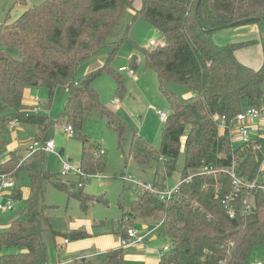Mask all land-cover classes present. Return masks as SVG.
<instances>
[{
	"label": "trees",
	"instance_id": "obj_1",
	"mask_svg": "<svg viewBox=\"0 0 264 264\" xmlns=\"http://www.w3.org/2000/svg\"><path fill=\"white\" fill-rule=\"evenodd\" d=\"M133 1L45 0L26 9L14 22L0 24V149L5 146L4 129L11 121L37 125L39 131L33 141L44 144L48 140L46 133L59 120L81 135L85 120L94 111L106 113L109 125L122 137L125 121L116 114L122 101L118 109H107L94 83L103 71H110L117 82V93L121 95L126 90L110 62L127 33L116 41L109 37L125 8H133ZM134 15L145 17L161 33L163 42L144 48V58L146 67L158 76L168 103L162 109L168 108L169 115L163 121L160 146L155 148L134 132L130 154L141 164L158 155L169 175L177 168L184 138L181 179L205 166L231 168L235 159L241 177L256 179L264 161V139L235 145L231 130L237 115L250 107L264 108V67L255 69L237 58L236 49L250 42L220 45L213 35L220 29L264 19V0H142V7ZM107 46L111 50L105 64L76 78L79 65ZM7 47L17 48L19 56L12 55ZM136 60L131 58L130 68L134 70ZM170 81L187 86L196 95L189 100L179 99L166 88ZM29 86L47 88L50 98L59 86L65 88L67 98L57 120L38 110L25 112L24 93ZM217 114L226 120L223 132L215 120ZM255 144L261 147L256 149ZM94 150L102 149H92L84 143L79 165L86 174L106 164L104 153L96 155ZM44 154V149H38L23 159L12 153L0 163V173L15 178L14 201L22 198L17 184L19 174H28L30 181L22 217L0 231V264H47V245L42 236L49 220L46 209L50 208L45 202L46 184L54 183L77 198L84 210L95 199L82 190L84 184L78 185V192H72L69 181L45 169ZM260 179L264 183V174ZM75 184L73 181L71 185ZM231 189V177L226 173L217 177L195 175L181 185L179 195L169 200L146 191L134 198L132 216L162 218L159 223L163 221L162 235L169 249L159 264H248L255 260L253 254L264 245V188L253 191L252 209L247 213L240 210L238 199L234 216L223 201ZM65 235L68 239L89 236L84 231ZM98 260L66 264H125L123 246L109 250Z\"/></svg>",
	"mask_w": 264,
	"mask_h": 264
},
{
	"label": "rangeland",
	"instance_id": "obj_2",
	"mask_svg": "<svg viewBox=\"0 0 264 264\" xmlns=\"http://www.w3.org/2000/svg\"><path fill=\"white\" fill-rule=\"evenodd\" d=\"M44 1L26 0L24 3H20L18 0H0V24L14 22L26 9ZM140 1L135 0L134 4L136 5ZM256 28L260 30L262 39L253 44L264 45V19ZM122 37L125 39L118 48L115 58L110 62V67L121 75L126 87L125 92L121 95L117 93V82L110 71H103L94 83L100 94V99L107 109L112 110L113 101L116 98L121 99L122 105L116 114L125 121L122 137L117 129L109 125L108 115L97 111L88 115L81 135H69L61 120L57 121L45 135L47 139H54L56 153L45 151L44 167L64 181H69V190L72 192L80 190L77 184L80 178L75 175H62L63 161L70 162L71 160L70 163L74 165L80 164L84 143L91 146L92 149H102L103 157L106 160V164L101 170L91 172V178L83 181L82 190L95 198L88 202L87 210L81 208L77 198L70 197L68 192L56 188L54 183L45 185V202L50 206L46 209L45 214L49 220L44 224L45 230L42 234L47 245V264H56L57 261L66 264L69 259L74 260L80 255L111 247V243L118 239L120 231L125 226L122 217L125 221H130L131 217L128 214L131 213L132 202L144 190L134 187L131 178L150 182L159 188L162 187L157 184L173 186L182 178L185 162L184 138L177 168L169 175L163 160L158 155L152 158L149 163L141 164L130 154L134 132L140 134L155 148L160 146L164 122L160 120L156 109H162L168 106V103L161 90L156 72L146 67L144 58V48L150 47L151 39L158 43L163 42L160 31L145 17H136L133 9L127 7L123 11L119 24L111 32L109 40L116 41ZM0 47H2L1 43ZM7 48L12 55L19 56L17 48ZM110 50L111 47L107 46L97 56L81 63L75 77L80 78L103 66ZM251 53L252 59L256 57L257 60H260V64L255 65L264 66V54ZM133 55H137L135 69L139 77L138 80H134L128 71L120 72V68L123 66L131 67ZM166 88L175 92L176 96L182 100H189L196 95L195 91L174 81L166 83ZM66 98L67 93L63 86L57 88L52 98L49 97L47 88L29 86L24 93L25 112H38L35 108L40 107V113H47L53 120H57L64 109ZM15 122L17 127L15 130H11L7 126L4 129L5 146L0 149V162L9 158L12 153H18L23 159L26 158L28 156L26 149L38 135L37 125L25 124L19 120ZM245 123L251 132L247 120ZM262 133L264 135V129ZM251 137L257 138L258 135L251 132ZM239 143L235 141V145ZM261 170L264 171V161ZM164 180L166 182H163ZM73 181L76 184L72 186ZM29 183L28 174L20 173L17 184L21 188L22 198L15 200L14 210H0V231L6 230L14 220L22 217L21 211L27 202ZM14 190L15 186L1 188L0 203H5L6 199L13 195ZM48 224L60 234L54 236L52 231L48 230ZM139 225L138 221L134 224L135 227L140 228ZM154 226L157 232L162 234V225L157 223ZM76 231H84L89 236L70 239L68 244L62 245L63 235ZM101 240H104L105 243H98ZM158 242L164 244L161 240ZM60 246L63 248L61 249ZM254 259L264 262V245L257 248Z\"/></svg>",
	"mask_w": 264,
	"mask_h": 264
},
{
	"label": "built area",
	"instance_id": "obj_3",
	"mask_svg": "<svg viewBox=\"0 0 264 264\" xmlns=\"http://www.w3.org/2000/svg\"><path fill=\"white\" fill-rule=\"evenodd\" d=\"M158 42L154 39L150 40V46L156 45ZM120 71L125 72L128 71V73L135 79H138V75L136 74V71L133 68L130 67H121ZM121 104V100L119 98H116L113 101V107L115 109H118ZM36 111L38 110V107L35 108ZM157 114L159 115L160 119L162 121H165L169 115V109H157ZM248 118L256 119L259 121L264 122V108L258 109L256 107H250L246 111L240 113L236 117V123L234 128L231 130V137L233 140L238 141L240 143H246L249 144L252 141L251 132L249 127L246 125L245 121ZM215 120L219 122V128L221 132H223L226 129V120L224 117H220L218 114L215 115ZM16 120L11 121L9 123V129L15 130L16 127ZM65 131L69 135L74 134V129L72 126L68 125L65 126ZM261 146L259 144H255L254 148L259 149ZM38 149H44L45 151H50L56 153V144L54 139H48L44 144H41L38 140L33 141L29 146V152L28 154L34 153ZM103 150L95 151L96 155L103 154ZM71 162V161H70ZM68 161H63V172L62 175H75L80 178L79 186H83V180H87L88 178H91V174H86L80 165H74ZM237 160L235 159L233 161V164L231 168H216L214 166H205L202 167L196 171H194L191 175H189L185 179H181L180 182L173 186H164L162 188L156 187L154 184L150 182H144L142 180H138L135 178H131V183L136 188H143V191L149 192L151 195H154L158 197L159 199L166 201L169 200L176 195H179L181 192V185L184 182H189L193 179L195 175H211V176H218L220 174H228L231 177L232 181V189L230 193L226 196L225 200H223L228 207V210L231 214V216H234L236 213V208L234 206V203L241 199L240 204V210L243 213H247L252 209V199H253V191L259 188H264V183H262L260 176H263L264 172L260 170L259 176L254 179H245L241 177L237 173V167H236ZM0 181H1V188L9 187V186H15V178L10 174H1L0 173ZM14 198L13 196H10L6 199L5 203H0V210H13L14 209ZM163 222V221H162ZM162 222L159 224L162 225ZM142 237L138 235L137 230L134 227H129L127 229V232L124 236L121 237L120 243L122 246H127L131 243L141 241ZM65 242H69V239H65ZM169 249V244H166L162 249L159 250V258L161 259L164 253ZM248 264H264L263 261L260 260H253L249 262Z\"/></svg>",
	"mask_w": 264,
	"mask_h": 264
},
{
	"label": "crops",
	"instance_id": "obj_4",
	"mask_svg": "<svg viewBox=\"0 0 264 264\" xmlns=\"http://www.w3.org/2000/svg\"><path fill=\"white\" fill-rule=\"evenodd\" d=\"M135 1V0H134ZM133 1V11L135 12L136 9H140L142 7V0L140 2H137L136 5L134 4ZM263 20V19H261ZM261 20H259L258 22H254V23H249V24H243V25H235V26H231L228 28H224V29H220L218 31H216L213 35V38L215 40V42L217 44L220 45H224L227 43H241V42H250L245 46L243 45V47H239L236 49L235 54L237 56V58L244 63L245 65L255 68V69H259L261 67H264L263 65L258 66L255 64H260V60H257V58L255 57L254 59H252V53L255 54H264V45H260V44H253L254 42H259V39H262V36L260 34V30H257L256 26L259 25V23L261 22ZM251 44V45H249ZM254 60V62H253ZM136 70V69H135ZM134 79V78H133ZM40 110V108L38 109V111ZM247 124H249V126L251 127V132L256 133L258 135L257 138H253L252 139H264V135L262 133V130L264 129V122L263 121H259L256 119H252V118H248L247 119ZM9 158H7L6 160H4L3 162L7 161ZM0 162V163H3ZM79 165V164H78ZM163 182H166V180H164ZM158 186H166L162 185V184H157ZM30 194V188L29 191L27 193V197ZM14 210V209H13ZM128 216L131 217L130 221H125L124 218L122 217V221L124 223V227L122 228V230L119 233L118 239L116 241H113L111 243V247L105 248L101 251H97V252H90V253H86L84 255H80L79 257H77L76 259L72 260L69 259L68 263H72L76 260H98L101 259L109 250L111 249H116L121 247V243H120V239L122 236H124L126 234V227L130 226V227H134L137 230V233L139 236L142 237L141 241H137L134 243H131L127 246H123L124 249V254H125V264H159L160 263V258H159V250L162 249L166 244H168L167 238H165L162 234H159V232H157L156 227L154 226L155 224L159 223L160 220H155L152 218H145L139 215H135L132 216L131 213L128 214ZM138 221L140 223V228L139 227H135L134 224L135 222ZM49 225V224H48ZM161 225V224H159ZM52 228V229H50ZM48 230H51L53 235L56 236L58 234H60L59 232H57L53 226H48ZM141 230V232H140ZM55 232V233H54ZM65 239H68V237H66V235H63L62 238V245H66L68 244L71 240L69 239V242H65ZM159 240H161L164 244L162 245L160 242H158ZM98 243L100 244H104L105 241L101 240L98 241ZM60 248L62 249L63 246H60ZM60 249V250H61ZM101 257V258H100ZM56 264H61V262L57 261Z\"/></svg>",
	"mask_w": 264,
	"mask_h": 264
},
{
	"label": "water",
	"instance_id": "obj_5",
	"mask_svg": "<svg viewBox=\"0 0 264 264\" xmlns=\"http://www.w3.org/2000/svg\"><path fill=\"white\" fill-rule=\"evenodd\" d=\"M132 58H133L134 60L137 59V55H133ZM70 161H71V160H70ZM132 162H134V161H132ZM253 256H256V253H254Z\"/></svg>",
	"mask_w": 264,
	"mask_h": 264
}]
</instances>
